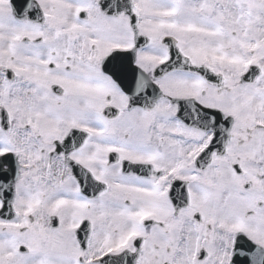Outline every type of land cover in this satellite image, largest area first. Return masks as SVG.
<instances>
[{
	"label": "snow or ice",
	"instance_id": "snow-or-ice-1",
	"mask_svg": "<svg viewBox=\"0 0 264 264\" xmlns=\"http://www.w3.org/2000/svg\"><path fill=\"white\" fill-rule=\"evenodd\" d=\"M0 264H264V0H0Z\"/></svg>",
	"mask_w": 264,
	"mask_h": 264
}]
</instances>
